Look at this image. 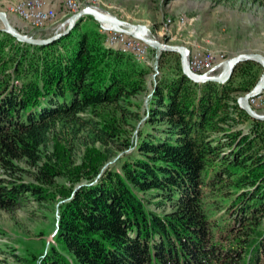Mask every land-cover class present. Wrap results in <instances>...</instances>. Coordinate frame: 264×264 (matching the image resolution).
I'll return each instance as SVG.
<instances>
[{"label": "trees", "instance_id": "1", "mask_svg": "<svg viewBox=\"0 0 264 264\" xmlns=\"http://www.w3.org/2000/svg\"><path fill=\"white\" fill-rule=\"evenodd\" d=\"M85 19L47 45L0 29V210L54 202L63 162L49 150L53 140L66 142L70 157L74 146L99 143L103 161L113 145L130 149L60 196L55 244L37 264H264V140L239 128L234 111L264 121L237 105L232 84L255 61L238 63L224 83H198L177 52H161L179 62L156 78L147 127L134 139L103 118L110 108L128 124L141 118L130 97L145 90L149 70L112 46L94 49Z\"/></svg>", "mask_w": 264, "mask_h": 264}, {"label": "rangeland", "instance_id": "2", "mask_svg": "<svg viewBox=\"0 0 264 264\" xmlns=\"http://www.w3.org/2000/svg\"><path fill=\"white\" fill-rule=\"evenodd\" d=\"M27 1L29 0H0V11L6 12L18 31L33 38H45L65 27L70 15L61 17L64 14L62 0H58L57 8L60 18L58 17L53 24L40 29L27 26L8 11L10 7ZM79 3H88L82 8L92 3L118 19L145 25L150 34L157 39L169 44L184 45L189 52L196 50L208 55H217L218 60L213 74H219L226 60L238 53L256 52L264 55V5L253 4L250 1L242 4L241 0L221 2L213 0H79ZM85 18L81 30H86L87 34H90L89 42L94 49L102 50L108 45L112 46L133 55L137 61L141 62L139 65L149 70L143 78L145 90L130 97L132 103L129 105L130 109L137 110L141 118L139 120L127 118V122H130L128 124L120 118L117 119L118 113L113 112L111 108L105 112L103 118V120H108L110 117L114 120L116 118L122 134L136 139L138 130H144L147 127L145 122L147 104L156 78L161 77L162 72L169 71L167 64L177 66L179 60L176 55L161 56V52L165 51L159 52L150 47L148 53L137 48L140 55L135 56L131 51L124 50L121 44H111L108 39L109 32H106L94 19L86 16ZM181 18L184 19V23L179 22ZM105 61L108 68L111 67L112 58L106 57ZM261 74L262 66L256 62L239 68L232 79V84L240 88L233 93L237 105L238 98L245 93L241 88L253 83L255 85ZM257 111L264 113V108ZM234 115L238 116L239 128L246 133L257 134L259 140H264V124L253 122L252 119H248L237 111H234ZM49 150L57 152L63 162L61 167L63 175L55 179L57 184L55 191L58 195L52 203L40 205L28 200L21 202L12 210H0V251H2L0 264H22L10 256L9 253L12 252L20 258L28 259L32 264H37L40 256L55 244L58 206L63 202L60 196L67 193L69 188L75 190L85 184L84 180L81 181L82 176L91 168L99 169L96 173L98 177L107 166L130 151L129 148L121 150L113 145L114 157L103 161L99 143L87 147L74 146L71 157L66 142L60 140L51 141ZM73 171L78 173V176L71 180L69 174H73ZM28 176L29 173L25 177L26 180H29Z\"/></svg>", "mask_w": 264, "mask_h": 264}, {"label": "water", "instance_id": "3", "mask_svg": "<svg viewBox=\"0 0 264 264\" xmlns=\"http://www.w3.org/2000/svg\"><path fill=\"white\" fill-rule=\"evenodd\" d=\"M85 16H91L100 24V26H103V22L109 23L113 25L114 29L136 37L137 39L147 44L150 48L155 49L159 52H177L180 56L182 71L190 79L198 83L207 81L224 83L230 78L235 66L238 63L247 60H252L259 63L262 66V74L257 83L249 91L245 92L238 98V106L243 109L251 118L264 121V113H260L254 110L248 103V99L264 87V55L261 53H238L226 60V63L219 74H210L209 72L196 73L192 71L188 66L189 49L186 46L180 44H169L166 41H161L151 35L145 25L134 24L125 20L118 19L117 17L112 16L106 12L104 13V11L99 7L86 6L79 11L71 14L66 20L65 27L61 31L45 38H33L18 31L12 25L5 11H0V22L1 29L9 33L17 41L32 45H47L68 34L76 25V23Z\"/></svg>", "mask_w": 264, "mask_h": 264}, {"label": "built area", "instance_id": "4", "mask_svg": "<svg viewBox=\"0 0 264 264\" xmlns=\"http://www.w3.org/2000/svg\"><path fill=\"white\" fill-rule=\"evenodd\" d=\"M54 1L55 0H33L28 3L26 7H10L8 11L16 15L27 26L34 29H40L48 24H53L58 19V11L55 7ZM61 2L62 8L64 10V14L63 16H61L62 18L67 16L68 14L71 15L79 11L85 4H88L79 3V0H62ZM88 6L96 7V5L92 3H90ZM104 30L109 31L108 39H110L111 41L128 43L134 47L139 48L141 51L148 53L149 46L136 37L124 32H120L116 29H109L108 27H104ZM219 57L222 58V56L220 55ZM217 60V55H208L196 50H194V52H189L188 54V66L192 71L196 73L209 72L210 74H213ZM261 90V98H252V96L250 97V99L254 100L255 110L264 108V87Z\"/></svg>", "mask_w": 264, "mask_h": 264}, {"label": "bare ground", "instance_id": "5", "mask_svg": "<svg viewBox=\"0 0 264 264\" xmlns=\"http://www.w3.org/2000/svg\"><path fill=\"white\" fill-rule=\"evenodd\" d=\"M31 1H33V0H29V1H27V2H25V3H23V4H21V5H14L13 7H26V5L28 4V3H30ZM105 13V12H104ZM179 22H183L184 23V19L183 18H181L180 20H179ZM104 27H108L109 29H114V27H113V25H111V24H109V23H106V22H103V26H102V28L104 29ZM106 32H109V31H106ZM111 41V40H110ZM111 44H121L123 47H124V50H126V51H131L132 53H134V55L135 56H138V55H140V53L137 51V47H134V46H132V45H130V44H128V43H120V42H114V41H111L110 42ZM137 51V52H136ZM143 52V51H142ZM226 63V62H225ZM225 63H224V65H225ZM262 97V90H259L256 94H254V95H252V98H261ZM248 103H249V105L254 109V100H252V99H248ZM255 110V109H254ZM257 111V110H256Z\"/></svg>", "mask_w": 264, "mask_h": 264}, {"label": "crops", "instance_id": "6", "mask_svg": "<svg viewBox=\"0 0 264 264\" xmlns=\"http://www.w3.org/2000/svg\"><path fill=\"white\" fill-rule=\"evenodd\" d=\"M58 3H59L58 0H56V1H55V7H56V8H58V6H59ZM208 47H210V46H208ZM193 49H194V48H193ZM193 49H192V50H193Z\"/></svg>", "mask_w": 264, "mask_h": 264}]
</instances>
